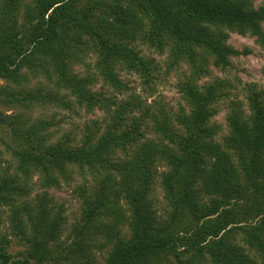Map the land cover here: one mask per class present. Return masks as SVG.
Returning <instances> with one entry per match:
<instances>
[{
  "label": "trees",
  "instance_id": "1",
  "mask_svg": "<svg viewBox=\"0 0 264 264\" xmlns=\"http://www.w3.org/2000/svg\"><path fill=\"white\" fill-rule=\"evenodd\" d=\"M31 2L20 29L13 13L22 0H3L0 10V107L12 111H0V134L10 138L7 142L0 135V142L16 170L0 176V207L9 208L12 234L25 241L15 259L7 249L9 239L1 236L0 264H97L90 249L99 236L109 246L102 264H264V90L247 89L249 112L232 107L228 132L220 137L211 121L220 85L196 83L201 73L208 74V59L224 69L232 57L245 53L227 43V31L249 34L264 47V3ZM79 32L95 45L98 77L118 91L125 86L117 65L146 78L156 70L136 41L160 52L167 48V70L186 61L189 75L179 84L186 108L152 114L155 137L143 127L146 116L135 115L139 100L112 110L117 102L90 88L97 78L71 70L65 37ZM31 55L50 61L57 74L54 91L30 87L23 69L35 65L37 57ZM69 97L87 109L113 111L98 138L52 140L48 130L54 122L29 116L49 103L69 108ZM162 166L168 169L159 173ZM72 168L82 176H103L101 186L87 195L70 242L62 244L65 218L47 191ZM35 175L42 191L30 197ZM158 176L167 202L162 218L151 199Z\"/></svg>",
  "mask_w": 264,
  "mask_h": 264
},
{
  "label": "rangeland",
  "instance_id": "2",
  "mask_svg": "<svg viewBox=\"0 0 264 264\" xmlns=\"http://www.w3.org/2000/svg\"><path fill=\"white\" fill-rule=\"evenodd\" d=\"M2 1L0 0V10ZM251 1L254 7H258L264 3V0ZM27 4H32L31 0H22V3L13 13L16 22L15 29H20L26 21L25 10ZM227 32V43L241 52L246 50L245 53L232 57L230 65L224 69L215 67L211 59H208V74L201 73L196 81L198 86H207L210 83L216 82L220 85L221 96L214 103L217 113L211 120L219 126L220 137L226 135L228 132L227 117L232 107H239L243 114L249 112L247 89L255 86L259 90H264V47L258 44L254 37L249 34L242 35L235 31ZM65 44L69 45L68 51L70 56L68 61L70 62L71 70L79 76L89 75L97 78L90 88L95 92L101 91L105 96L116 101L117 105L113 106L112 110L122 109V103L140 101V105H135V115L146 116L143 127H146L149 136H156L154 129L155 118L152 114L158 117L160 116V109L173 114L180 107L186 108L179 84L180 81H183L189 75V65L186 61L180 60L178 66H173L167 70V65L171 61L167 48L160 52L148 47L146 44H142L140 41H136L137 50L156 66V70H152L151 75L146 78L135 72L123 70L117 65L115 68L125 86L122 91H118L109 87L98 77L96 62L99 56L92 39L87 34L81 32L68 34L65 37ZM33 56L37 57L34 60L35 65H26L23 69L29 78L30 87L46 86L51 91H54L56 89L54 85L56 84L57 74L53 66H51L48 59L41 55H39L40 57L31 55L29 58ZM61 93L65 94V91H61ZM68 100L69 108L63 107L60 104L49 103L44 108L37 107L32 109L29 112V116L44 117L54 122V125L48 130L52 133V140L68 137L72 142L79 143L87 135L98 138L105 126V122H111V116L114 114L113 111L105 112V110L96 107L87 109L83 104H76L73 97H69ZM0 111L6 114H11L12 112L11 110H4L3 107H0ZM0 135L4 140L9 141L10 138L6 133L1 132ZM72 169L73 171H71L68 177H60L58 187L49 188L47 191V196L53 199L56 210L60 208L65 218L62 237L59 240L62 244L70 242L68 235L73 224L81 217L84 201L91 191L101 186L100 176H103V173L99 175H89L86 173L82 176L78 169ZM167 169L166 166H162L158 168V172H164ZM15 171V163L11 158L10 152L7 151L6 144L0 142V176L6 173L13 175ZM31 181L34 184V190L30 194V197H33L38 191H42V189L38 186L36 175L33 176ZM151 199L158 216L164 217L166 215L167 202L160 184V176L157 177L153 186ZM9 212V208L0 207V216H2L0 237L5 236L9 239L10 242L7 249L12 257L16 259V255L24 249L25 241L19 239L18 235L12 234L10 223L6 219L9 216ZM103 242L104 238L99 236L98 241L93 244L94 247L90 249V253L97 264H102L108 254L109 246L102 245Z\"/></svg>",
  "mask_w": 264,
  "mask_h": 264
}]
</instances>
